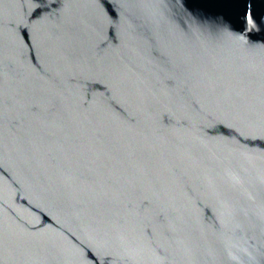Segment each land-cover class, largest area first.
Listing matches in <instances>:
<instances>
[{
    "label": "water",
    "instance_id": "water-1",
    "mask_svg": "<svg viewBox=\"0 0 264 264\" xmlns=\"http://www.w3.org/2000/svg\"><path fill=\"white\" fill-rule=\"evenodd\" d=\"M0 264H264V0H0Z\"/></svg>",
    "mask_w": 264,
    "mask_h": 264
}]
</instances>
